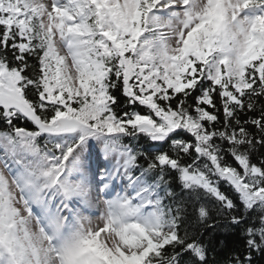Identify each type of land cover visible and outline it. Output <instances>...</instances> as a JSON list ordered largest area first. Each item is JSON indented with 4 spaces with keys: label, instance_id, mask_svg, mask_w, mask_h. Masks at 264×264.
<instances>
[{
    "label": "snow or ice",
    "instance_id": "obj_1",
    "mask_svg": "<svg viewBox=\"0 0 264 264\" xmlns=\"http://www.w3.org/2000/svg\"><path fill=\"white\" fill-rule=\"evenodd\" d=\"M0 264H264V0H0Z\"/></svg>",
    "mask_w": 264,
    "mask_h": 264
}]
</instances>
